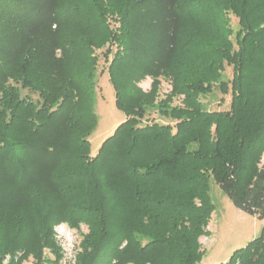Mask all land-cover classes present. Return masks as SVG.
<instances>
[{"label":"trees","instance_id":"trees-1","mask_svg":"<svg viewBox=\"0 0 264 264\" xmlns=\"http://www.w3.org/2000/svg\"><path fill=\"white\" fill-rule=\"evenodd\" d=\"M100 58L124 118L91 153ZM211 179L264 216V0H0V264H197ZM235 262L264 264V226Z\"/></svg>","mask_w":264,"mask_h":264},{"label":"rangeland","instance_id":"rangeland-1","mask_svg":"<svg viewBox=\"0 0 264 264\" xmlns=\"http://www.w3.org/2000/svg\"><path fill=\"white\" fill-rule=\"evenodd\" d=\"M230 20L232 27L236 29L238 27L236 17L231 14ZM103 66V61L100 58L99 73L96 77L97 97L95 100L98 122L89 137L91 153L97 151L102 140L110 135L115 126L124 118V113L115 106L114 90L107 72L102 70ZM231 74V66L226 65L221 79H230ZM160 81L158 99L163 98L171 88L168 79L161 77ZM150 83L151 77L146 76L138 84L143 90H148ZM22 93L24 94L25 90H22ZM230 97L229 92L223 93L216 84L211 91L201 94L200 100L206 110H227ZM172 104H180V98H174ZM149 120L171 121L168 117L161 115L157 105L147 107L143 122ZM209 193L214 209L207 225L206 234L199 237L202 258L197 264H225L235 251L245 247L249 241L260 235L264 226V216L260 217L257 214L249 213L237 206L213 179L209 182ZM86 231L87 227L84 224H81L79 229L71 228L65 223L55 227V237L62 250V258L60 259L62 263L65 261L73 263L75 261V254L80 250L79 242L82 233ZM45 256L52 258L54 254L49 250H45ZM7 261L8 256L5 257V262ZM22 264H35V262L30 257ZM234 264H237V262Z\"/></svg>","mask_w":264,"mask_h":264}]
</instances>
